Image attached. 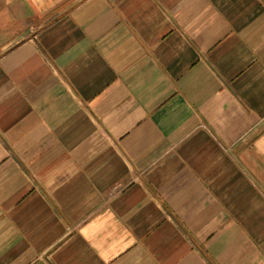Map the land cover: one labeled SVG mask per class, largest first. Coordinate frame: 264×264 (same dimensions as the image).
I'll return each instance as SVG.
<instances>
[{
	"label": "crops",
	"instance_id": "crops-1",
	"mask_svg": "<svg viewBox=\"0 0 264 264\" xmlns=\"http://www.w3.org/2000/svg\"><path fill=\"white\" fill-rule=\"evenodd\" d=\"M0 264H264V0H0Z\"/></svg>",
	"mask_w": 264,
	"mask_h": 264
}]
</instances>
